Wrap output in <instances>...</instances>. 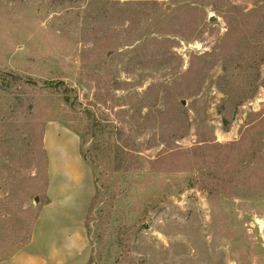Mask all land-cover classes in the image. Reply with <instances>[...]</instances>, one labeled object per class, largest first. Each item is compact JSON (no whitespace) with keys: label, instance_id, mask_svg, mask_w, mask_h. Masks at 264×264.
<instances>
[{"label":"rangeland","instance_id":"1","mask_svg":"<svg viewBox=\"0 0 264 264\" xmlns=\"http://www.w3.org/2000/svg\"><path fill=\"white\" fill-rule=\"evenodd\" d=\"M156 2L0 0V261L57 119L101 181L87 264H264V0Z\"/></svg>","mask_w":264,"mask_h":264},{"label":"crops","instance_id":"2","mask_svg":"<svg viewBox=\"0 0 264 264\" xmlns=\"http://www.w3.org/2000/svg\"><path fill=\"white\" fill-rule=\"evenodd\" d=\"M47 195L30 241L0 264H87L91 243L86 217L96 191L94 173L82 154L79 134L60 120L43 132Z\"/></svg>","mask_w":264,"mask_h":264},{"label":"trees","instance_id":"3","mask_svg":"<svg viewBox=\"0 0 264 264\" xmlns=\"http://www.w3.org/2000/svg\"><path fill=\"white\" fill-rule=\"evenodd\" d=\"M141 1V3L142 4H149V3H151V4H154V5H156L157 4V2H156V0H153V1H151L150 2V0H140ZM58 85H62V86H65L66 85V83L64 82V81H61V82H58ZM65 90L66 91H68L69 89L68 88H65ZM70 91V90H69ZM66 99V98H65ZM89 114H90V112H89ZM95 123V126L96 127H98V128H100V131L101 130H103V127H102V124L100 123V122H94ZM126 148V147H125ZM137 152V149H135V148H133V153L135 154ZM116 153H118V154H120L121 156L123 155L122 153H124V152H122L121 150H117L116 151ZM127 153V155H131L130 153H129V151L128 152H126ZM138 153V152H137ZM82 154L84 155V157H85V159H86V161L88 162V164L90 165V166H93L94 165V160H93V158H90V157H88L83 151H82ZM118 165L119 166H117V171L119 172V171H121L122 170V168L123 167H125V170H129V167H127L126 165H124L123 164V161H121V160H119V163H118ZM124 165V166H123ZM131 167V166H130ZM124 169V168H123ZM101 176V175H100ZM101 181H100V178H98L97 179V181H96V184L97 183H100ZM100 188V187H99ZM98 188V189H99ZM99 191V190H98ZM97 193V192H96ZM31 235H32V232H30V231H28V233L25 235V237H24V243H26V242H29L30 241V239H31ZM23 243V244H24ZM15 252H17V250L16 251H12L11 253H9L5 258H3L2 260H4V259H7V258H10Z\"/></svg>","mask_w":264,"mask_h":264},{"label":"water","instance_id":"4","mask_svg":"<svg viewBox=\"0 0 264 264\" xmlns=\"http://www.w3.org/2000/svg\"><path fill=\"white\" fill-rule=\"evenodd\" d=\"M213 19V18H212ZM183 104H184V102H182ZM34 201L35 202H37L38 201V196H36L35 198H34Z\"/></svg>","mask_w":264,"mask_h":264}]
</instances>
